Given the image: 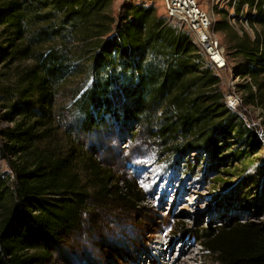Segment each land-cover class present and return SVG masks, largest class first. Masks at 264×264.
<instances>
[{"label":"trees","instance_id":"16d2710c","mask_svg":"<svg viewBox=\"0 0 264 264\" xmlns=\"http://www.w3.org/2000/svg\"><path fill=\"white\" fill-rule=\"evenodd\" d=\"M240 2L255 9L248 22L256 27L252 38L232 40L244 60L235 72L247 81L246 100L264 111V0ZM112 3L0 0V264H51L94 207L138 197L76 138L82 133L141 127L161 153L198 148L234 170L264 149L226 105L220 77L188 31L154 5L127 4L115 17ZM256 190L249 204L264 216ZM187 233L217 264H264V222Z\"/></svg>","mask_w":264,"mask_h":264},{"label":"rangeland","instance_id":"374dc122","mask_svg":"<svg viewBox=\"0 0 264 264\" xmlns=\"http://www.w3.org/2000/svg\"><path fill=\"white\" fill-rule=\"evenodd\" d=\"M240 1L196 0L210 14L223 49L224 68L211 67L221 79L225 103L241 115L262 145L264 111L259 104L246 100L249 96L240 85L247 81L235 72L244 60L231 48L237 36L252 38L256 27L248 22L255 9ZM142 2L154 5L158 15L186 30L182 23L165 16L159 0H113V15L117 17L127 4ZM216 23L226 25L227 31L214 30ZM233 99L235 103L229 104ZM76 138L113 171L118 186L128 181L139 192L136 200H128L122 207L112 202L94 207L86 214L82 230L54 248L51 264H217L188 230L264 222L262 212H255L249 204L255 187L264 197L262 146L255 148L249 167L234 165L239 167L234 170L230 161L214 166L207 153L198 148L181 156L161 153L150 133L141 127L95 130ZM238 146L232 145L228 151ZM143 239L150 240L149 245Z\"/></svg>","mask_w":264,"mask_h":264},{"label":"built area","instance_id":"2783aa9c","mask_svg":"<svg viewBox=\"0 0 264 264\" xmlns=\"http://www.w3.org/2000/svg\"><path fill=\"white\" fill-rule=\"evenodd\" d=\"M165 16L182 23L191 35V42L202 52L213 68H224L225 60L219 39L212 28L210 14L202 10L196 0H159ZM236 99L229 101L235 103Z\"/></svg>","mask_w":264,"mask_h":264},{"label":"bare ground","instance_id":"6f19581e","mask_svg":"<svg viewBox=\"0 0 264 264\" xmlns=\"http://www.w3.org/2000/svg\"><path fill=\"white\" fill-rule=\"evenodd\" d=\"M149 241H150V240H146V239H143V240H142V242L147 243V245H149ZM146 253H147V252H146ZM147 256L149 257L148 253H147Z\"/></svg>","mask_w":264,"mask_h":264}]
</instances>
